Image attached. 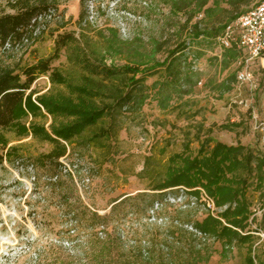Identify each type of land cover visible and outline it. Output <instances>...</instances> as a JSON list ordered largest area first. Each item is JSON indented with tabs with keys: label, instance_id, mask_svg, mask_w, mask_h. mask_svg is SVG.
I'll list each match as a JSON object with an SVG mask.
<instances>
[{
	"label": "rangeland",
	"instance_id": "obj_1",
	"mask_svg": "<svg viewBox=\"0 0 264 264\" xmlns=\"http://www.w3.org/2000/svg\"><path fill=\"white\" fill-rule=\"evenodd\" d=\"M188 1L193 3L191 7L173 12L172 3L182 7ZM256 1L250 0L238 11ZM50 3L54 5L51 18L40 26L37 36L1 50L0 66H27L48 57L53 51L54 37L64 32L73 33L83 51H99L109 37L110 28L117 31L119 40L125 44L120 45L119 54L108 55L107 64L122 65L139 59V55L147 59L153 53L161 61L186 36L181 26L197 1L50 0ZM222 7L230 9L224 3ZM10 11L0 6V14ZM80 12L84 19L78 22ZM221 16L219 12L212 19L206 17L203 27L216 25ZM221 19L226 22L224 16ZM158 46L161 50L155 52ZM68 54L61 51L53 66L78 73L69 65ZM189 54L187 60L192 71H185L184 80L172 87L166 110L159 108L161 96L151 90L138 113L119 118L112 161L99 164L98 152L77 148L62 160L77 165L76 181L87 185L82 193L76 187L55 186L54 180H49L54 171L51 168L31 166L28 158L49 151L50 144L31 138L17 140L6 133L9 145L22 147L17 163H0V264H100L90 257L88 249L89 241L104 237V231L113 233L117 239V248L109 256L113 264H246L243 247L234 245L222 252L216 239H204L174 224V221L194 224L205 212L195 208L184 210L171 202L163 204L155 221L146 217L153 201L166 195L174 197L179 189L196 198L184 187L161 192L145 189L136 174L151 145L157 151L164 147L165 157L180 152L186 138H191L200 125L203 133L212 129L210 136L214 141L227 145L241 143L264 153V61L254 62V84L250 86L237 82V63L223 68V52L218 43L198 41ZM159 78L147 76L146 84L151 85ZM32 87L42 94L50 84L42 76ZM186 90L188 95L184 94ZM174 108L178 110L173 111ZM232 122L241 126L232 131L218 128ZM190 148L194 153L197 142H192ZM31 175L35 177L33 181ZM247 194L253 215L259 219L264 198L251 188ZM123 196L129 198L111 208L112 201ZM73 207H79L77 217L71 211ZM92 212L108 215L109 220L95 225L90 221ZM160 217L166 220L159 222ZM255 227V223L251 225V229ZM255 235V254L264 264V232Z\"/></svg>",
	"mask_w": 264,
	"mask_h": 264
},
{
	"label": "trees",
	"instance_id": "obj_2",
	"mask_svg": "<svg viewBox=\"0 0 264 264\" xmlns=\"http://www.w3.org/2000/svg\"><path fill=\"white\" fill-rule=\"evenodd\" d=\"M195 1V9L187 14L181 26L186 36L168 50L161 61L156 60L153 53L147 59L139 55V59L122 65L113 62L107 64L108 55L111 52L119 54L120 45L125 44L119 40L117 31L110 28L109 37L99 51H83L73 33L64 32L54 37L53 51L48 57L27 66H0V163L5 161L13 165L20 158L22 146L9 145L6 133L17 140L31 138L50 144L49 151L28 159L32 167L54 170L49 180H54L55 186L62 188L76 187L59 162L75 148L98 152L99 164L112 161L115 153L113 140L117 136L119 118L138 113L150 97L151 90L161 96L159 108L166 110L172 87L184 80L185 71H192L191 62L187 59L194 43L207 40L216 42L226 25L248 10L238 11V8L250 0ZM223 3L230 9L222 7ZM191 4L188 1L182 7H176L172 3L171 7L176 14L191 7ZM0 6L11 10L0 14V51L7 44L14 47L24 40H31L38 28V16L54 10L50 0H0ZM219 12H222V16L215 21L217 24L204 28L205 18L217 17ZM199 15L201 17L197 18ZM223 16L226 19L224 23L221 19ZM83 19L80 12L78 22ZM160 50L158 46L155 52ZM221 50L223 68L237 63L242 56L234 48ZM61 51L70 53L66 55L67 61L78 73L53 66ZM155 75L160 78L147 85V76ZM42 76L48 79L50 87L45 93L37 94L32 86ZM226 90L229 91L230 87H226ZM184 94L188 95L189 91H184ZM240 126V123L232 122L218 128L232 131ZM211 132L212 129L208 128L203 133V127L198 125L191 138H186L182 151L167 157L164 147L157 151L151 145L136 177L145 184V189L151 191L186 188L187 192L196 196V210L212 200L217 211L205 212L201 220L194 224L180 223V227L189 225L204 239H216L221 244L222 252L234 245L241 246L245 249L246 264H262L255 254L254 244L257 238L255 233L264 232V204L257 219L247 193L251 188L259 192L261 199L264 198V153L241 143L227 145L214 141ZM192 142L198 144L194 153L190 148ZM166 196L153 201L148 208L157 201H163ZM127 198L129 196L113 200L111 208ZM78 209H71L74 217H77ZM108 220V215L90 213V221L95 225H103ZM254 223L255 230L251 229ZM103 234L104 237L89 241V254L100 264H113L109 256L117 248V239L113 233L104 231Z\"/></svg>",
	"mask_w": 264,
	"mask_h": 264
},
{
	"label": "built area",
	"instance_id": "obj_3",
	"mask_svg": "<svg viewBox=\"0 0 264 264\" xmlns=\"http://www.w3.org/2000/svg\"><path fill=\"white\" fill-rule=\"evenodd\" d=\"M51 11L52 10H49L46 15L38 16V28L33 33L32 39L24 40L23 42L32 41L34 36H37L40 26L44 25V22L51 18ZM199 17H201V15H199ZM216 43H218L221 49L234 48L242 53L241 58L237 62L238 70L236 72V80L241 84H247L250 86L253 85L254 79L252 66L257 60L264 61V0L254 3L245 13L229 22L224 28L222 34L216 38ZM8 46L10 45L7 44L1 50L6 49ZM64 158L59 160L63 167V171L70 174L78 192L82 193V190H84L87 185H84L83 181H81L80 184L76 181L74 170L77 168V165L65 164L64 161H62ZM34 178L35 177L33 175L30 176L32 181ZM85 182L88 184V177L85 178ZM183 190L184 189H179V194L174 197L167 195L163 201L155 202L147 210L146 217L148 220L155 221L157 219L158 212L163 208L164 203L174 202V204L178 205L181 209H186L187 207L195 208L196 198L187 196ZM198 211H201V213L209 211L213 213L217 211V209L215 208L212 200H208ZM158 220L159 222H164L166 219L160 217ZM174 224L181 226L177 221H174ZM183 228H187L194 235L202 237L200 233L193 229L192 226L184 225Z\"/></svg>",
	"mask_w": 264,
	"mask_h": 264
}]
</instances>
